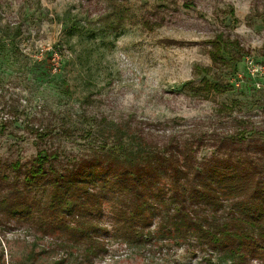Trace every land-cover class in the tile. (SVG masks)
<instances>
[{"label": "rangeland", "instance_id": "rangeland-1", "mask_svg": "<svg viewBox=\"0 0 264 264\" xmlns=\"http://www.w3.org/2000/svg\"><path fill=\"white\" fill-rule=\"evenodd\" d=\"M218 37L226 62L213 64ZM203 79L229 88L195 94ZM139 145L160 159L135 184L125 153ZM40 151L56 155L33 176ZM169 154L190 179L236 167L244 192L217 190L201 212L247 217L264 0H0V264H264V242L212 247L181 225Z\"/></svg>", "mask_w": 264, "mask_h": 264}, {"label": "trees", "instance_id": "trees-1", "mask_svg": "<svg viewBox=\"0 0 264 264\" xmlns=\"http://www.w3.org/2000/svg\"><path fill=\"white\" fill-rule=\"evenodd\" d=\"M67 21L72 22L70 19H67ZM73 26V23H70V27ZM223 46L224 41L220 37H218L217 40L215 39L212 41V49L208 54L213 64L226 62L221 55ZM207 70L209 69H203V71ZM228 88L229 85L227 84L219 82L212 83L203 79L200 86L196 88L191 87V90L195 94H221ZM243 140L244 138L241 139V141ZM110 154H115V150L110 151ZM55 155L56 154L49 155L45 151H40L34 159V164L36 165L32 169V175L36 176L38 174H43L44 164L48 162L49 158ZM157 156L159 155L157 154ZM153 158V153L149 150L146 151L140 145L137 152L128 151L125 153V160L127 162L126 166L130 168L127 175L129 174L135 184H139L141 181L147 179V174L145 173L144 168H147V166L153 161H159L160 159V157L156 159ZM255 160L258 163V159ZM163 161L167 162V166L171 173L169 178H171L170 189L172 194L171 197H169V200L173 202L172 204L178 203L173 207V211L174 214L179 217L180 220L178 221L181 222V225L186 230L196 229L199 231V239L205 244L209 243L212 247H221L230 243H237V250H240L241 247L246 244L248 246L249 244L256 245L257 242H264V155L259 159L262 163H258L256 166L251 164L253 166L252 178L249 183L252 184L251 194L244 203L245 209L242 210L247 217H244L243 215L236 217L233 216L230 220H227V218L221 220L222 217L217 218L211 216V214H206L203 211L201 212L200 200H203L206 204L215 203L216 200L212 196L217 190L228 195L230 193L229 191L235 190L238 195H241L244 192V184L242 178L237 173L236 167L233 169L228 166L220 165L212 172H200L199 177H197L196 174L198 172H196L195 176L193 175L190 179V177L187 176V172H190L189 169L191 168H189L188 160H184L181 163L177 156L169 154ZM136 169H138L139 172H137ZM180 174L184 177L183 183L179 179ZM151 182L154 189L159 187V181L157 179H152ZM148 186L149 184L145 188ZM62 194L65 196H71L70 194L64 193V191H62ZM136 195L139 196L138 193H136ZM140 197H142L141 194ZM59 199L61 207L66 211H71L75 201H72L69 198ZM188 201H190V203H187ZM145 202L146 201L144 200L142 206L137 207L136 210L130 212L132 218H134L137 213L143 212V210L146 209V205L149 204L147 203L145 205ZM187 204H191L195 207L186 206ZM199 213L205 215L202 220H196L199 217ZM231 224L235 225L234 229L231 228ZM255 232L256 234H254ZM229 252L232 253V251ZM233 252L235 253L234 250Z\"/></svg>", "mask_w": 264, "mask_h": 264}]
</instances>
